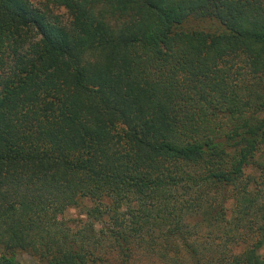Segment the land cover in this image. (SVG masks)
I'll return each mask as SVG.
<instances>
[{"label":"trees","instance_id":"obj_1","mask_svg":"<svg viewBox=\"0 0 264 264\" xmlns=\"http://www.w3.org/2000/svg\"><path fill=\"white\" fill-rule=\"evenodd\" d=\"M50 3L0 0V264H264V0Z\"/></svg>","mask_w":264,"mask_h":264},{"label":"rangeland","instance_id":"obj_2","mask_svg":"<svg viewBox=\"0 0 264 264\" xmlns=\"http://www.w3.org/2000/svg\"><path fill=\"white\" fill-rule=\"evenodd\" d=\"M39 2L42 4H46L50 7H52L50 0H39ZM54 9V12L58 13L60 17H62L63 20H66L67 15L64 9ZM179 28L184 30H204L209 32H216L222 30V25L214 18L210 17H199V16H189L180 26ZM90 202L84 201L83 206H77V207H70L68 208L64 216L65 217H83V209L86 206H89ZM264 255V250L262 251ZM169 255L176 256V254L169 252ZM16 264H40L39 261L33 257L32 255L21 252L18 253L15 257ZM129 264H150V261L145 259V257H140V255H135L132 258V261ZM170 264H177V262L173 261Z\"/></svg>","mask_w":264,"mask_h":264}]
</instances>
